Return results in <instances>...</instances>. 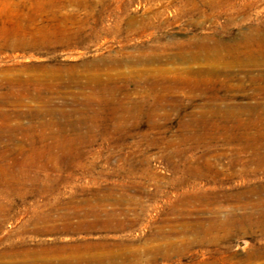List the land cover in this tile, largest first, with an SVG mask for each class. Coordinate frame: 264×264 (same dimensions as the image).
<instances>
[{"label":"rangeland","instance_id":"obj_1","mask_svg":"<svg viewBox=\"0 0 264 264\" xmlns=\"http://www.w3.org/2000/svg\"><path fill=\"white\" fill-rule=\"evenodd\" d=\"M247 1L254 8H245L249 24L264 22V0ZM14 3L1 0L0 5V264H264L261 233L170 258L164 255L165 242L154 239L159 230L173 229L176 218L169 212L183 190L204 198L264 187V172L248 181L232 175L230 160L238 147L219 142L180 150L191 162L212 165L226 176L215 182L189 180L176 190L172 182L179 176L162 143L177 139L188 118L174 113L162 129L150 126L156 104L168 110L191 105L181 91H153L156 79L182 80L186 76L178 73L190 68L168 63L170 53L161 45L198 36L228 41L237 27H229L227 17L215 29L213 20L194 25L187 17L174 21L168 12L164 24L153 13L176 7L126 1L123 7L138 18L134 27L157 26L133 36L111 33L117 22L102 18L104 8L91 16L88 5L70 0H31L23 16ZM244 3L238 0L237 6ZM121 26L126 32V23ZM256 93L233 95L231 104H248L242 95ZM206 156L212 157L210 163L203 162ZM182 215L200 227L214 217L200 206L175 216ZM125 221L133 224L123 231L69 229ZM145 248L151 253L125 259ZM96 256L102 260L90 263Z\"/></svg>","mask_w":264,"mask_h":264},{"label":"bare ground","instance_id":"obj_2","mask_svg":"<svg viewBox=\"0 0 264 264\" xmlns=\"http://www.w3.org/2000/svg\"><path fill=\"white\" fill-rule=\"evenodd\" d=\"M5 1L15 2L24 16L31 0ZM126 1L166 2L168 6L176 7L172 12L165 7L163 11L153 13V19H158L164 24L168 23L169 19H165L168 12L170 19L176 21L187 17L194 25L213 20L215 29L218 20L227 17L228 26L235 25L238 29V33L233 34L228 41L217 37L198 36L196 40L186 43L171 41L161 45L165 53H170L167 58L168 63L190 66L178 73V76H186L184 77L186 80L176 79L172 82L156 79L152 85L154 92L159 89L168 92L181 91L191 103L183 109H179V105H172L170 110L156 104L150 118V126L155 131L162 129L166 125L164 122L174 113L188 118V122L183 124L184 131L177 139L162 143L170 151L169 160L174 174L179 176V179L172 182L173 187L182 191L184 184L189 180L215 182L217 178L226 176L212 165H207L208 167L205 168L203 163L191 162L180 150L181 147L212 148L219 142L233 148L238 147L230 160V167L235 170L232 171V175L248 181L262 174L264 172V102H261L262 97L264 98V22L249 24L248 12L245 8H254L246 3L247 0H244V7L237 6L238 0H70L74 4L88 5L92 10L91 16H95L99 9L104 8L102 18H114L117 22L111 33L137 36L157 28L153 23L143 28L134 27L138 18L129 13L128 6L123 7ZM0 5H2L1 0ZM44 9L43 6L38 7L40 13H43ZM237 19L240 20L239 24H236ZM122 23H126V32L121 26ZM226 28L224 29L227 30ZM159 59L162 60L161 57ZM236 70H241L245 74H236ZM253 71H257L258 74L253 75ZM172 73L170 72L171 75ZM249 90L257 93L250 95L249 98L242 95V99L249 101L248 104H238L235 101L231 104V100L236 98L233 95L246 94ZM0 116L4 115L0 112ZM224 157L226 158V156L220 158ZM211 160L212 157L206 156L203 162L207 164ZM178 162H183V165L180 166ZM179 197V201H176L177 207H172L169 212L176 218L171 220L173 229L159 230L154 238L165 242L167 251L165 250L164 255L167 258L173 255L184 256L187 251L198 246L231 244L239 235L243 237H252L257 233L264 235V187H249L241 193L227 195L216 192L204 198L195 192L183 190ZM196 206L202 207L206 212L214 213L208 226H194L183 215L175 216L176 213L183 212L185 207ZM229 209L232 211L231 214L223 217L222 212ZM249 210L251 212L247 213ZM132 224V221H125L118 224L102 223L91 226L70 225L69 229L123 231L130 229ZM190 233H196L199 238L187 240L186 236ZM162 252L163 250L160 249L158 253ZM146 253L151 252L146 248L143 251L138 249L135 253L126 254L125 259L129 261L140 259L142 254ZM257 256L249 257L252 259ZM101 257H93L90 263L99 262L102 260ZM259 258L263 259L264 255L260 254Z\"/></svg>","mask_w":264,"mask_h":264}]
</instances>
